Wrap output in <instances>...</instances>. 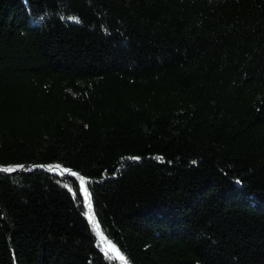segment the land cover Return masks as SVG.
<instances>
[{
  "label": "trees",
  "instance_id": "trees-1",
  "mask_svg": "<svg viewBox=\"0 0 264 264\" xmlns=\"http://www.w3.org/2000/svg\"><path fill=\"white\" fill-rule=\"evenodd\" d=\"M32 164L132 264H264V0H0V166ZM81 175L0 174V264H121Z\"/></svg>",
  "mask_w": 264,
  "mask_h": 264
},
{
  "label": "water",
  "instance_id": "water-1",
  "mask_svg": "<svg viewBox=\"0 0 264 264\" xmlns=\"http://www.w3.org/2000/svg\"><path fill=\"white\" fill-rule=\"evenodd\" d=\"M40 167L43 168L53 174L56 175H70V176H77V175H81V173H79L78 171H75L74 169H70V168H65L61 165L58 164H50V165H36V164H32V165H22V166H9V167H3L0 166V174H4V175H13V174H18V173H27V172H32L35 168ZM9 169H12L11 171H9ZM81 179H82V187H83V191L84 194L87 198L88 201V207H89V213H90V219L92 220L94 227L96 229L97 232V236L99 238V241L103 244L97 226H96V222H95V217H96V221L98 222V225L101 227L100 221L98 219V216L95 212L94 209V202H93V196H92V192L90 190V183H91V179L81 175ZM86 187L89 190V193L86 191ZM102 230V229H101ZM111 243V242H109ZM112 244V243H111ZM116 247V246H115ZM119 251L121 252V250L119 249ZM103 252L108 255L105 252V246L103 244ZM122 253V252H121ZM123 255V253H122ZM109 256V255H108ZM125 262H122L121 259L113 257L115 260L119 261L121 264H132L129 259L124 256Z\"/></svg>",
  "mask_w": 264,
  "mask_h": 264
},
{
  "label": "bare ground",
  "instance_id": "bare-ground-1",
  "mask_svg": "<svg viewBox=\"0 0 264 264\" xmlns=\"http://www.w3.org/2000/svg\"><path fill=\"white\" fill-rule=\"evenodd\" d=\"M86 191L89 193V190H88L87 187H86ZM95 222H96V226H97L100 238H101V240H102V242H103V244L105 246V243H107L108 241H107V239L104 236H102L100 226L98 225V222L96 221V217H95ZM106 249L113 254L112 255L113 257L119 258V259H121L122 262H125V259H124L123 255H122V253L114 245H112L111 243L108 242V245L105 246V252L107 253Z\"/></svg>",
  "mask_w": 264,
  "mask_h": 264
},
{
  "label": "rangeland",
  "instance_id": "rangeland-1",
  "mask_svg": "<svg viewBox=\"0 0 264 264\" xmlns=\"http://www.w3.org/2000/svg\"><path fill=\"white\" fill-rule=\"evenodd\" d=\"M108 243H105V246H107ZM107 253L109 254V256H112L113 254L111 252H109L107 249H106ZM113 257V256H112Z\"/></svg>",
  "mask_w": 264,
  "mask_h": 264
},
{
  "label": "snow or ice",
  "instance_id": "snow-or-ice-1",
  "mask_svg": "<svg viewBox=\"0 0 264 264\" xmlns=\"http://www.w3.org/2000/svg\"><path fill=\"white\" fill-rule=\"evenodd\" d=\"M12 169H9V171H11ZM89 207H90V205H89ZM123 259V258H122Z\"/></svg>",
  "mask_w": 264,
  "mask_h": 264
}]
</instances>
